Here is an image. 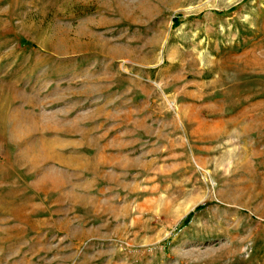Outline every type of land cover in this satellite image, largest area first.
Returning a JSON list of instances; mask_svg holds the SVG:
<instances>
[{
    "label": "rangeland",
    "instance_id": "374dc122",
    "mask_svg": "<svg viewBox=\"0 0 264 264\" xmlns=\"http://www.w3.org/2000/svg\"><path fill=\"white\" fill-rule=\"evenodd\" d=\"M0 264H264V0H0Z\"/></svg>",
    "mask_w": 264,
    "mask_h": 264
},
{
    "label": "crops",
    "instance_id": "0c3cea01",
    "mask_svg": "<svg viewBox=\"0 0 264 264\" xmlns=\"http://www.w3.org/2000/svg\"><path fill=\"white\" fill-rule=\"evenodd\" d=\"M117 137V136H116ZM82 136H80V137H78L77 139H79V140H82ZM70 140H72L73 138H69ZM79 140H77V141H75V143H72L73 145L72 146H79L80 144H77L76 142H78ZM70 143L68 142L67 143V145H69ZM122 143H120V145H121ZM122 146V145H121ZM106 148V145H103V149H105ZM84 156H87V155H82V154H80V153H75L74 155H72V156H68L66 159H64V162L63 163H65V164H68L69 166L71 165L72 167H74V168H80V167H83V165H84V159H85V157ZM120 156V155H119ZM121 157V156H120ZM106 157L104 156V155H98V157H97V166H100V165H102V167H104V165H105V161H106V159H105ZM116 159V161H115V163L118 165V166H120L121 168H123L124 167V164H123V157L122 158H115ZM101 161H103V162H101ZM98 180H99V178H98Z\"/></svg>",
    "mask_w": 264,
    "mask_h": 264
},
{
    "label": "trees",
    "instance_id": "16d2710c",
    "mask_svg": "<svg viewBox=\"0 0 264 264\" xmlns=\"http://www.w3.org/2000/svg\"><path fill=\"white\" fill-rule=\"evenodd\" d=\"M205 204H203V205H198L197 207H196V209H199V208H201V207H203Z\"/></svg>",
    "mask_w": 264,
    "mask_h": 264
}]
</instances>
